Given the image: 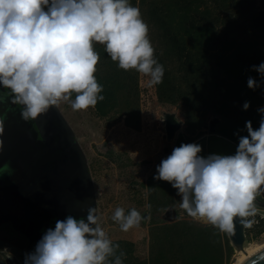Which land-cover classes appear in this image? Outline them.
I'll list each match as a JSON object with an SVG mask.
<instances>
[{"label":"clouds","instance_id":"obj_1","mask_svg":"<svg viewBox=\"0 0 264 264\" xmlns=\"http://www.w3.org/2000/svg\"><path fill=\"white\" fill-rule=\"evenodd\" d=\"M101 44L117 67L162 83L149 26L131 0H0V88L7 89L21 116L35 119L62 101L87 110L104 100L96 78ZM252 69L264 78V61ZM247 86L260 83L248 77ZM249 102L245 101L246 110ZM259 127L245 122L235 154L199 155L197 143H181L157 165L155 179L169 182L181 196L179 207L195 221L232 234L234 221L251 227L264 208V107ZM3 121L0 120V133ZM3 141H0L2 145ZM151 188V187H150ZM111 219L123 232L139 228L145 217L137 208L116 207ZM102 226L96 207L86 220L69 215L57 220L26 254L24 264H124L123 251Z\"/></svg>","mask_w":264,"mask_h":264},{"label":"rangeland","instance_id":"obj_2","mask_svg":"<svg viewBox=\"0 0 264 264\" xmlns=\"http://www.w3.org/2000/svg\"><path fill=\"white\" fill-rule=\"evenodd\" d=\"M168 1L170 0H131L133 5L140 8L143 18L149 26V37L159 56H164L168 49L164 40L161 39L163 32L154 28L151 22L148 8L154 3L162 10L167 7ZM226 1L224 3L229 4L226 10H223L222 1H200V10H208L211 13V18H207V20L214 21L217 25L216 29L221 32L224 29L223 24L229 20V18L226 20L227 16L231 17L232 13L236 15L238 11L236 10L238 8L236 0ZM239 1L245 2L242 9L248 13L247 18H244L248 20V23H252L256 14L264 8V0ZM238 4L241 7V3L238 2ZM191 14H195L197 20L200 19V16L196 15L194 11H191ZM179 19L174 26H177ZM237 23L241 25V32L245 26L243 19L238 20ZM232 28H236V26L234 25ZM230 32V37L222 38V41L228 43L234 37L237 38L236 30ZM211 52L214 55L218 54L217 47ZM231 53L233 51H227L225 54L227 56ZM172 59L173 57L167 59V67L176 70L175 63L171 64ZM131 70L137 77L136 117L138 116V120L136 117L132 120L135 123L138 122L137 127L129 126L127 116L118 110L111 111L107 116L101 117L94 107L87 110H73L69 103L63 101L58 105L70 127L75 131L88 158L90 172L97 190V212L101 217L102 226L113 242L131 243L133 256L142 261H149L151 249L154 246L152 237L157 234L166 235L174 231V227H166L161 230L159 228L186 222L193 229L190 231V243L182 245V247L180 245H164L171 251L183 250L187 262L184 261L185 259H180L179 264H234L239 257V251L231 246L227 234L210 224L193 220L179 207L181 196L178 194V190L173 188L169 182L154 178L157 165L163 158L171 154L174 145V141L168 140L166 136V115L173 114L181 122V130L190 142L210 134L214 128L216 131L222 129L224 125H227L225 120L210 114L206 117L203 127L195 131L188 129L183 116V108L179 105L181 103L172 105L160 102L157 98L155 85L148 84L149 78L134 69ZM12 103L9 91L2 89L0 91V109H9L13 105ZM116 207H123L126 211L132 207L137 208L145 217L141 226L130 229L128 232L121 231L119 223L111 219ZM257 217L259 218L257 215L255 219ZM255 225L258 224L254 223L250 229H246L244 248L264 244V229L260 227L254 231ZM259 229H263V231L255 236ZM217 234L220 236L222 246L218 243ZM228 243L233 250L229 251ZM5 247L9 246L5 245ZM171 254L169 253L168 257ZM170 263L172 264V262Z\"/></svg>","mask_w":264,"mask_h":264},{"label":"trees","instance_id":"obj_3","mask_svg":"<svg viewBox=\"0 0 264 264\" xmlns=\"http://www.w3.org/2000/svg\"><path fill=\"white\" fill-rule=\"evenodd\" d=\"M200 1L203 0H170L162 10L154 3L148 8L151 22L154 28L163 32L161 39L168 49L164 56L155 52L158 62L165 69L162 83L155 85L157 98L162 103H181L179 105L183 108L187 128L192 131L203 127L206 117L210 114L222 117L227 125L216 132L238 143L240 136L247 135L246 121H251L253 128L259 127L262 114L258 109L264 107V78L252 69L253 65L258 66L264 61V8L256 14L252 23H248V20L244 19L248 13L242 9L245 2L236 0L238 11L236 15L232 13L231 17L227 16L226 20H229L223 24L224 29L221 32L216 29L214 21L207 20L211 18V13L208 10H200ZM212 1H222L223 10L229 7V4L224 3L226 0ZM191 11L200 16V19L197 20ZM178 18L179 22L174 26ZM241 19L245 26L240 32L241 25L237 21ZM234 25L236 28H232ZM231 30H236L237 38L234 37L228 43L222 41V38L230 37ZM215 47L218 54L214 55L211 50ZM95 48L100 54L95 75L103 85L101 94L104 96V100L98 101L94 107L96 112L104 117L111 111L118 110L127 116L129 126L137 127L138 122L132 121L137 115L138 100L135 73L118 68L116 62L105 52L103 45L96 44ZM227 51L233 53L226 56ZM169 57H173L171 64L175 63L176 70L167 67L166 61ZM250 76L260 83L259 87L252 89L247 86ZM245 101L249 102L246 110L243 108ZM136 119L138 120V116ZM166 227H174L175 232L152 237L154 246L149 261L135 258L131 243L115 241L114 243L120 245L117 254L121 251L126 254L123 257L124 264H179L180 259L184 260L186 257L182 249L179 253L164 245L182 247L189 244L192 227L186 222H179L159 229ZM260 227L264 229V220H260L258 225L253 227L254 231ZM263 229H259L255 236ZM216 238L222 246L220 236ZM156 246L158 247L155 248ZM228 249L233 250L229 243ZM169 253L172 254L168 257Z\"/></svg>","mask_w":264,"mask_h":264},{"label":"water","instance_id":"obj_4","mask_svg":"<svg viewBox=\"0 0 264 264\" xmlns=\"http://www.w3.org/2000/svg\"><path fill=\"white\" fill-rule=\"evenodd\" d=\"M12 104L15 111L12 107L0 109V116L4 118L3 132L0 133V141H3L0 145V180L13 182L6 186L5 192L9 196L20 195L29 202L37 201L40 207H48V217H55L56 221L69 215L86 220L88 209H97V190L88 158L75 131L58 105L50 106L35 119L25 120L21 116L23 106ZM181 129V122L173 114L166 115L165 132L168 140L174 141L173 148L181 143H197L202 147L199 155L204 157L236 152L238 143L218 134L215 128L193 142ZM5 166L9 169H4ZM35 191L39 194L33 197ZM256 203L264 208V193L257 197ZM234 223L235 231L226 234L231 246L242 251L246 243V227L238 221ZM240 264H264V247Z\"/></svg>","mask_w":264,"mask_h":264},{"label":"flooded vegetation","instance_id":"obj_5","mask_svg":"<svg viewBox=\"0 0 264 264\" xmlns=\"http://www.w3.org/2000/svg\"><path fill=\"white\" fill-rule=\"evenodd\" d=\"M15 110L13 108L12 111ZM3 119L0 116V120ZM11 184L13 182L8 179L0 180V264H24L26 254L35 250L45 231L55 226L56 218L48 217L50 209L40 207L37 201L29 202L20 195H7L6 186ZM36 194L38 191L33 197L38 196Z\"/></svg>","mask_w":264,"mask_h":264},{"label":"bare ground","instance_id":"obj_6","mask_svg":"<svg viewBox=\"0 0 264 264\" xmlns=\"http://www.w3.org/2000/svg\"><path fill=\"white\" fill-rule=\"evenodd\" d=\"M263 247H264V244L263 245H256V246L251 247V248H244V250L238 252L239 257L234 262V264H240L244 259H246L248 256H250L252 253L258 251L259 249H261Z\"/></svg>","mask_w":264,"mask_h":264},{"label":"built area","instance_id":"obj_7","mask_svg":"<svg viewBox=\"0 0 264 264\" xmlns=\"http://www.w3.org/2000/svg\"><path fill=\"white\" fill-rule=\"evenodd\" d=\"M258 218V217H257ZM255 219L257 222H256V224H258L259 223V221L260 220H264V217H262V216H259V218L258 219ZM252 227V226H251ZM251 227H246V229L248 230V229H250Z\"/></svg>","mask_w":264,"mask_h":264}]
</instances>
